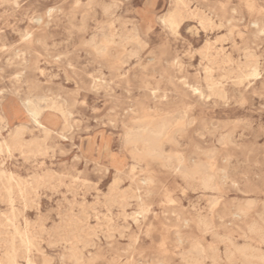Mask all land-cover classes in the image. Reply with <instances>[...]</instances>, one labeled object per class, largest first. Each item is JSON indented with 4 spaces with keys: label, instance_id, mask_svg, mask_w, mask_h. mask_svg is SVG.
Instances as JSON below:
<instances>
[{
    "label": "rangeland",
    "instance_id": "rangeland-1",
    "mask_svg": "<svg viewBox=\"0 0 264 264\" xmlns=\"http://www.w3.org/2000/svg\"><path fill=\"white\" fill-rule=\"evenodd\" d=\"M0 6V140L25 128L23 147L0 152L1 239L13 237L7 224L15 216L33 239V264H264V0ZM176 10L171 27L164 18ZM111 20L117 32L137 36L127 45L137 55L119 71L91 46ZM251 66L256 76L247 75ZM40 99L47 101L39 102L43 126L27 109ZM155 106L186 111L181 152L165 155L216 162L227 176L218 190L186 180L173 166L148 167L125 148L130 110L150 107L154 115ZM10 176L29 182L25 196L14 186L12 203ZM146 177L153 179L148 187ZM239 208L246 213L236 215ZM199 216L211 222L208 230L190 222ZM197 241L202 255L193 249ZM20 256L18 264H27Z\"/></svg>",
    "mask_w": 264,
    "mask_h": 264
},
{
    "label": "bare ground",
    "instance_id": "bare-ground-1",
    "mask_svg": "<svg viewBox=\"0 0 264 264\" xmlns=\"http://www.w3.org/2000/svg\"><path fill=\"white\" fill-rule=\"evenodd\" d=\"M110 9L111 6H104L103 8L104 12L108 15L112 14ZM179 17H180L179 12L176 10L169 16L165 17L164 22L169 24L171 27H174L175 25L178 24ZM108 28H109V32L107 34L103 33L100 40H96V38L94 37L91 46L93 47L94 51L97 53L98 56H103L107 58L109 67L119 71L121 70L122 65L125 63V58L137 55V52L134 51L127 53L128 52L127 45L130 44L131 41H136L137 36L133 34H122L117 32L116 27L114 26V21L112 20L108 22ZM150 60L152 61L154 59L151 58ZM247 73L248 76H256L257 68L251 66ZM213 89L212 91L215 93V91L217 90L215 89L213 90ZM197 91L200 90L195 89V92ZM41 101L47 102L44 99H40L38 103L32 102L27 107L32 118L39 126H43L38 120L39 116L42 113V108L39 105V102ZM52 108L61 111L55 103H52ZM155 108L158 109V112L154 115L149 113V109H152L150 107H144L141 110V112H139L135 108L130 110V115H131L130 120L128 123H124L125 132H124L123 144L125 148L129 152H133V154L140 161L147 162L148 167H151L152 163L155 164L157 163L159 164V166L160 165L161 166L169 165L171 167L173 166V169L178 174L183 176L186 180L198 182L199 185L205 190L207 189H211L215 191L218 190L220 187V181H222L227 176L225 173L221 175L222 170L218 167L216 162L211 161V159H207L206 161L197 160L195 158L187 159L184 156L180 155L179 153L165 155V152L166 153L181 152L178 149L181 146L178 137L179 135L186 132V127L190 124V121L186 119V111L170 113V112L161 111L157 106H155ZM24 130H25L24 127H19L11 133L8 139L0 140V152L3 151L10 152L16 148L23 147ZM44 132L47 135L49 134V130L46 127H44ZM168 144L174 146L175 148H172L170 151H167L166 146ZM173 161H175V165ZM0 172H1L0 176L1 177L4 176V172L3 171ZM13 180L14 178L12 176L7 177L6 191H7L8 201L11 203L13 202L14 186H16L17 189L20 191V193H22V195L25 196L28 194V184H29V182L14 180L15 181V185H14V183L12 182ZM40 181L41 179L39 178L36 179V182H40ZM142 181L143 184L148 187L152 184L153 179L151 177H146ZM218 203H219L218 198H214L212 201V205H213L212 209L214 210L213 214L215 213V207L218 205ZM245 213H246L245 208H239V212H237L236 215H241ZM16 220L17 218L15 216L13 218H9L7 224L8 226L14 228L13 237L9 240L0 238V264H18V259L21 257L20 256L21 252L24 253L25 255L24 258L26 259L27 264H33L30 257V249L33 246V239L29 236V234L25 232H21L19 226L16 224ZM190 222L195 223L198 228L204 231L208 230L211 226V222H209L206 217H201V216H199L194 221H190ZM190 222L186 220L187 224H189ZM0 234H2V232H0ZM17 239H19L20 245L23 247V251H20L19 246H17L16 243ZM193 249L198 255H202L206 252V249L202 246V244L199 241L193 244ZM235 253H238L243 257L250 256L248 255L246 248H242V249L235 248ZM233 255H234L233 251L230 252L229 258L233 257ZM216 257L218 258V256ZM191 264H203V263L200 260L195 259Z\"/></svg>",
    "mask_w": 264,
    "mask_h": 264
}]
</instances>
